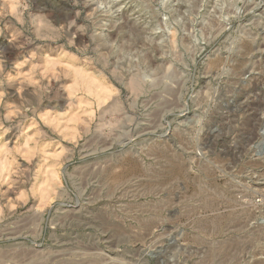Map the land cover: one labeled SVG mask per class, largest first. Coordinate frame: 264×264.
<instances>
[{
    "label": "rangeland",
    "instance_id": "obj_1",
    "mask_svg": "<svg viewBox=\"0 0 264 264\" xmlns=\"http://www.w3.org/2000/svg\"><path fill=\"white\" fill-rule=\"evenodd\" d=\"M0 264H264V0H0Z\"/></svg>",
    "mask_w": 264,
    "mask_h": 264
},
{
    "label": "bare ground",
    "instance_id": "obj_2",
    "mask_svg": "<svg viewBox=\"0 0 264 264\" xmlns=\"http://www.w3.org/2000/svg\"><path fill=\"white\" fill-rule=\"evenodd\" d=\"M224 3V2H223ZM224 5V4H223ZM232 6V5H231ZM143 78V77H142ZM159 82V79H157V83ZM137 86V85H136Z\"/></svg>",
    "mask_w": 264,
    "mask_h": 264
},
{
    "label": "water",
    "instance_id": "obj_3",
    "mask_svg": "<svg viewBox=\"0 0 264 264\" xmlns=\"http://www.w3.org/2000/svg\"><path fill=\"white\" fill-rule=\"evenodd\" d=\"M195 9H196L195 7L192 8V10H195ZM162 23H163V22H162Z\"/></svg>",
    "mask_w": 264,
    "mask_h": 264
}]
</instances>
